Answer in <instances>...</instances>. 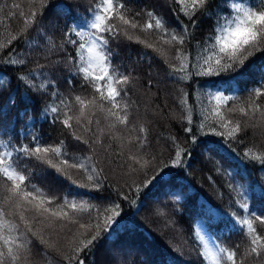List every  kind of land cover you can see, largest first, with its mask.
I'll return each instance as SVG.
<instances>
[{
	"label": "snow or ice",
	"instance_id": "obj_1",
	"mask_svg": "<svg viewBox=\"0 0 264 264\" xmlns=\"http://www.w3.org/2000/svg\"><path fill=\"white\" fill-rule=\"evenodd\" d=\"M172 2L190 21V25L181 23L179 33L174 29L170 30L163 18L152 11L145 10L148 19L144 24L136 20L139 12L129 18V9L123 0H97L89 9V17L81 18L66 29V39L61 49L65 45L76 49L75 57L70 54L67 57V61L73 64L72 78L67 83L81 79L93 90L91 97L75 95L64 98L56 89L54 79L49 80L46 77L45 81L36 84L34 77L20 74V67L26 64V58L21 57L16 48H11L6 55L0 54V69L14 67L15 79L24 86L25 94L20 95L21 102L26 105L34 102L33 95L58 97L53 106L45 105L42 109L45 118L48 113L52 114V119L48 122L59 121L72 133L74 140L86 144L92 153H95L94 145H99L106 153L113 155L109 150L112 149L113 142L117 144V166L125 168L129 174L142 173L146 177L136 186L137 196L142 188L149 185L163 186L174 180L175 174L170 170L182 166L187 149L176 143L175 137H171L175 155L169 162L158 161L155 156L144 157L142 150L147 144L148 129L143 124L137 129L129 119L134 102H129L128 86L132 84L133 77L131 73L121 72L119 66L113 64L116 53L110 47V40L120 37L134 39L136 43L152 49L169 65L173 73L181 74L177 77L181 81L190 80L192 76L219 77L222 74L228 76L235 73L243 75L241 69H244L250 59L257 54L264 55V0ZM49 3L50 0H28L27 12L20 11L21 6L13 3L11 7L17 11L8 15H19L24 26L19 33L10 36L7 45L0 44V50L22 37L26 38V33L33 26L39 28L37 17H43ZM201 17L212 21L211 33L205 37L203 43H193L189 50L186 47V42H192L189 28L194 30L196 21ZM130 29H138L145 34L154 33L159 37V43L168 45L169 48L176 47L175 55L171 59L178 63L169 62V53L163 47L150 43L139 35H130ZM46 39L50 47H55L50 37ZM26 42L31 45V41ZM261 72H264V68H261ZM235 79L233 75L232 80ZM258 84V87L248 90L249 95L244 102L247 107L241 104L238 108L244 116L259 111L264 118V108L258 103L264 97V79ZM220 85L215 90L207 91V108L204 109L203 119L210 120L211 123L201 122L198 130L203 135L210 133L227 140H235L242 131L240 121L227 119L222 109L227 112L237 111L235 106L229 108L228 102L232 101L235 105L240 102V96L231 81H221ZM9 87L10 78L6 72L0 71V97L8 94L6 103L0 105V121H6L8 113L18 107L16 95L9 91ZM29 93L32 95H28ZM180 103L189 113L185 119L191 124V107L187 106L183 98ZM74 107L78 108L75 113ZM28 113L29 110L25 107L23 114L17 115L22 119ZM98 113L102 114L105 126H101ZM73 122L91 135V143L76 133ZM184 130L192 133V127H185ZM137 131L139 135H133ZM13 132L14 126L10 128L6 123H0V264H35L32 258L35 243L43 245L42 254L48 258V264H53L49 250L59 255L66 264H85V258L94 253L100 242L111 240L123 226L117 220L122 211L120 204L113 201L106 206L97 205L91 200L83 199L79 192H69L63 196L50 195L35 183L32 162L54 169L75 188L96 192L105 187L107 176L104 168L92 155H71L62 140L54 145L45 144L38 134L30 132L25 134L28 143L17 144L12 136ZM20 135L21 133H16L17 138ZM105 136L109 141L107 145ZM191 139L195 142L197 136L193 134ZM244 156L259 163L264 171V153L254 154L253 149L249 148ZM72 170L83 173L86 182L75 179ZM149 170L152 171L151 175ZM237 194L240 196L237 204L243 214L232 215L239 234L248 239V245L238 256V245L230 249L209 240L197 231L196 236L203 249L201 256L207 264H264V211L257 212L250 207L243 188ZM117 196H122L124 200L129 199L119 190ZM259 196L264 198V189ZM134 202L135 200L130 201ZM61 240L64 242L63 250L60 246Z\"/></svg>",
	"mask_w": 264,
	"mask_h": 264
},
{
	"label": "trees",
	"instance_id": "obj_2",
	"mask_svg": "<svg viewBox=\"0 0 264 264\" xmlns=\"http://www.w3.org/2000/svg\"><path fill=\"white\" fill-rule=\"evenodd\" d=\"M96 2L97 0H50L43 17H37L39 28L33 26L26 33V38L14 41L12 45L0 50V54L6 55L11 48H16L20 56L26 58V64L20 67V74L34 77L36 84L45 81L46 77L49 80L54 79L56 89L64 98H72L76 93L91 97L93 90L84 83H77L79 78L72 80L71 84L67 83L72 78L73 70V64L67 61V57L69 54L75 57L76 49L71 45H65L64 49H61V45L66 39V29L74 22H79L81 18L89 17V9ZM123 2L129 9V18L137 12L140 13L136 17L140 24L147 21L145 15L147 10L162 17L166 26L178 33L181 31V23L190 25V21L172 0H123ZM13 3L21 6L20 11L27 12L29 7L28 0H0V44L7 45L10 36L19 33L24 26L19 15L16 17L8 15L17 11L11 7ZM193 19L196 20V17ZM211 29V20L203 17L198 19L195 29L189 28L192 42H186L187 49L191 50L193 43H203ZM137 32L140 31L129 30L133 37L137 36ZM147 35L148 42L156 43L168 51L170 63H178L171 59L175 55L176 47L169 48L168 45L159 43V37L154 33ZM47 37L51 38L55 47L48 45ZM26 40L31 41V45ZM110 47L116 53L113 56V64L118 65L121 72L131 73L133 77L132 84L128 86L129 102H134L129 117L130 123L135 124L137 129L141 124L148 129V140L142 154L145 158L155 156L158 161L169 162L175 155L171 140V137H175L176 143L187 149L182 166L170 170L175 174L174 180L170 183L155 187L149 185L142 188L137 196L136 186L146 177L142 173L129 174L125 168L117 166L119 158L115 156V152L119 149L115 142L109 150L113 155L106 153L99 145H94L95 153L90 152L88 146L74 140L72 133L59 121L48 122L52 119L51 113H48L47 118L44 117L42 109L45 105L53 106L58 97H49L46 94L33 95L34 102L26 105L20 101V95L25 92L24 86L15 79L16 69L14 67L0 69L10 78L9 91L16 95L18 104V107L8 113L6 121L0 123H6L10 128L14 126L15 132L12 136L15 142L28 143L25 134L30 132L38 134L45 144L54 145L62 140L71 155L94 156L107 176L104 181L105 187L99 192L78 189L54 169L33 161L35 183L50 195L63 196L69 192H79L83 199L91 200L97 205L106 206L113 201L120 204L122 211L117 220L122 222L123 226L111 240H102L94 253L85 258V264H207L201 256L203 249L196 236L199 224L205 226L216 243L230 249L238 245L239 256L247 247L248 239L239 234L232 215L243 214L237 204L240 199L238 191L243 188L250 207L255 208L257 212L264 211V198L259 196L264 189V171L261 170L259 163L244 156L251 146H259L257 140L259 131L264 130V118L259 111L250 116L237 113L229 116L227 119L233 122L240 121L241 124L242 131L235 140H227L225 137L210 133L203 135L198 130V125L211 121L203 119L207 103L200 92V86L206 82L215 90L221 86V81L229 80L242 100L248 97V90L258 87V82L264 79V72H261V68H264V55L257 54L250 59L241 71L243 75L235 73L228 76L222 74L219 77L192 76L190 80L181 81L177 78L180 73H173L156 52L136 43L134 39L120 37L117 40H110ZM233 75L236 77L235 80H232ZM7 95L5 93L0 97V105L6 103ZM182 98L186 100L187 106L191 107V124L185 119L189 113L180 103ZM152 101L154 103L152 113L143 110L144 103ZM258 103L264 108V97H261ZM25 107L29 110L28 115H24L22 119L18 118L17 114H23ZM77 111L78 108L74 107L73 112ZM138 111L145 120L141 119ZM105 124L102 118L101 126ZM185 127H192V133L186 132ZM75 131L79 133L78 135L82 133L78 126L75 127ZM16 133L21 135L17 138ZM193 134L197 136L195 142L191 139ZM133 135H139V132ZM81 136L91 143L92 137L89 133L84 132ZM104 140L107 145L109 143L107 136ZM261 146H264V141ZM252 149L254 154H259ZM72 174L78 181L86 182L83 173L72 170ZM117 190L127 195L129 199L118 197ZM132 200L135 202L130 203ZM177 231L181 234L183 244L174 238L178 236ZM258 231L261 229L258 228ZM62 243L63 240L60 243L63 250ZM42 250L43 245L35 243L32 257L35 264H48V258L42 254ZM49 257L53 264L56 262L66 264V261L51 250Z\"/></svg>",
	"mask_w": 264,
	"mask_h": 264
},
{
	"label": "rangeland",
	"instance_id": "obj_3",
	"mask_svg": "<svg viewBox=\"0 0 264 264\" xmlns=\"http://www.w3.org/2000/svg\"><path fill=\"white\" fill-rule=\"evenodd\" d=\"M208 90H213V88H211L210 86H209V84L208 83H203V84H201V86H200V92H201V94L203 95V97H204V100L206 101V103H207V100H206V94H207V91ZM144 105L145 106H143V110H145L146 112H151L152 113V111L151 110H153V105H154V103H153V101H152V103H149V102H145L144 103ZM205 105H207V104H205ZM173 109H175V107H173ZM222 111H224L225 112V115H226V118H228L229 116H231L232 114H236L237 113V115L238 114H241L238 110L237 111H234V112H227V110L226 109H222ZM138 114L140 115V117H141V119H143V120H145V118H143L142 116H141V114H140V112L138 111ZM98 116L100 117V119H102L103 118V116H102V114H99L98 113ZM151 118V117H150ZM76 127V125L74 124V128ZM79 127V126H78ZM79 130H80V132H82L81 133V135L82 134H84V132L85 131H83L82 130V128H80L79 127ZM260 133H259V139L257 140L258 142H260L261 141V143H262V141H264V130H260L259 131ZM77 133V132H76ZM77 134H79V133H77ZM256 137V136H255ZM250 148H254V150L256 151V152H258L259 154L260 153H264V146H254V147H250ZM149 158V157H148ZM123 168V167H122ZM125 171H127L126 169H125ZM128 172V171H127ZM133 175V174H132ZM151 175V174H150ZM197 231H200V233L202 234V235H204L206 238H208L209 240H211V241H214L215 243H216V241L213 239V237H211L210 236V234H209V232L206 230V228H205V226L203 225V224H199L198 225V228H197ZM170 232V231H169ZM178 232V231H177ZM171 233V232H170ZM165 236H169L168 234H164ZM174 238H177L180 242H181V244H183L182 243V238H181V234H180V232H178V236L177 237H174ZM62 244H64V242L62 243Z\"/></svg>",
	"mask_w": 264,
	"mask_h": 264
},
{
	"label": "bare ground",
	"instance_id": "obj_4",
	"mask_svg": "<svg viewBox=\"0 0 264 264\" xmlns=\"http://www.w3.org/2000/svg\"><path fill=\"white\" fill-rule=\"evenodd\" d=\"M54 20V17H52V19H51V21H53ZM57 24H58V21L56 20L55 21ZM60 22V21H59ZM51 23V22H50ZM136 35H139L140 37H144L145 39H147V38H149L148 37V35L147 34H145V33H142V32H137L136 33ZM241 71H242V69H241ZM77 83H80V84H82V83H84L82 80H77ZM75 95H81V96H83L81 93H76ZM74 95V96H75ZM70 96H71V94H70ZM247 96L246 97H244V99H242V100H240V102H237L235 105L232 103V104H230V103H228V107L229 108H231V107H233V106H235L236 108H237V110H238V108H239V106H241V104H243V106H245V107H247V104L246 103H244L245 101H247ZM241 115V114H240ZM262 145V143H261V141L259 142V146H261Z\"/></svg>",
	"mask_w": 264,
	"mask_h": 264
}]
</instances>
